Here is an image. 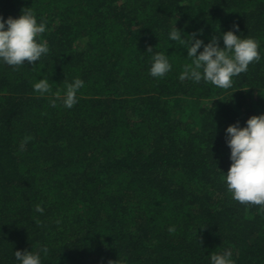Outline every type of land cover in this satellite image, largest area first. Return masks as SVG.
<instances>
[{
	"label": "trees",
	"instance_id": "1",
	"mask_svg": "<svg viewBox=\"0 0 264 264\" xmlns=\"http://www.w3.org/2000/svg\"><path fill=\"white\" fill-rule=\"evenodd\" d=\"M26 7L46 21L49 53L0 63V264H19L16 250L42 264H211L225 250L264 264V208L224 182L226 127L264 112V0H0V16ZM234 23L261 60L229 89L181 81L191 58L173 25L223 47ZM157 52L172 65L162 78L149 74ZM39 78L50 93L33 90Z\"/></svg>",
	"mask_w": 264,
	"mask_h": 264
},
{
	"label": "clouds",
	"instance_id": "2",
	"mask_svg": "<svg viewBox=\"0 0 264 264\" xmlns=\"http://www.w3.org/2000/svg\"><path fill=\"white\" fill-rule=\"evenodd\" d=\"M45 32L46 21L40 19L38 22L35 11L30 7L23 8L17 17L0 16V63L14 69L25 66V61L28 64L37 63L49 53L48 44L42 39ZM201 36L202 29H197L186 37L175 25L169 33V41H180V45L187 49V57L191 58V63L186 64L179 75L181 81L192 80L199 83L203 80L217 88L229 89L234 77L247 72L251 63L259 62L262 58L259 41L242 36L235 23L232 29L219 34L223 47L217 36H212L207 43ZM147 51L151 52L152 47ZM171 69L172 65L164 52L153 55L149 69L152 77L162 78ZM84 86L85 82L78 77L66 85L64 96L58 97L65 108L71 109L78 103L77 94ZM33 90L41 96L50 93L49 80L37 79ZM51 103L53 107L56 106L55 100ZM28 140L30 137H25L24 144ZM225 141L230 149L231 161L227 173H224L228 192L241 204L264 208V112L249 116L243 126L239 121L229 124L225 129ZM35 210L44 212L40 205ZM169 231L173 232L175 229L170 227ZM14 256L19 264H42L38 252L16 250ZM210 261L211 264H235L230 250L211 254Z\"/></svg>",
	"mask_w": 264,
	"mask_h": 264
}]
</instances>
